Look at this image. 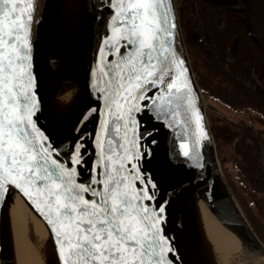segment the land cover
<instances>
[{"label": "snow or ice", "instance_id": "snow-or-ice-1", "mask_svg": "<svg viewBox=\"0 0 264 264\" xmlns=\"http://www.w3.org/2000/svg\"><path fill=\"white\" fill-rule=\"evenodd\" d=\"M56 4L70 22L108 18L105 23L113 35L98 46L103 60L97 64L108 86L103 80L92 83L96 105L80 114L71 129L73 136L55 143L37 126L43 104L31 33L33 25L42 22L40 0H0V203L13 190L28 198L35 194L30 202L35 207L39 200L47 209L41 215L56 236L61 264H176L175 237L165 231L175 190H162L145 167L153 158L159 129L141 119L148 114L172 127L169 116H180L176 109L181 101L187 102L183 92L192 91L188 80L179 82L187 69L174 48L178 26L170 0H56ZM47 7L48 0H43ZM108 55L120 59L109 61ZM101 100L105 118L90 142L86 125L92 116L102 115ZM191 115L203 132L199 111ZM121 122L124 142L119 147L125 156L118 162L123 175L116 178L109 153L116 150L119 137H107L112 147L105 146V137L112 124L119 133ZM171 155L182 156L184 163L174 165L169 159L170 165L198 178L203 164L189 144L181 143L180 152Z\"/></svg>", "mask_w": 264, "mask_h": 264}, {"label": "water", "instance_id": "water-1", "mask_svg": "<svg viewBox=\"0 0 264 264\" xmlns=\"http://www.w3.org/2000/svg\"><path fill=\"white\" fill-rule=\"evenodd\" d=\"M203 1L213 6L234 11L246 8V0ZM170 3L178 26L175 33L174 48L176 55L185 61L184 67L187 69L186 74L180 77L179 82L182 84L185 80H188L192 91L189 93L184 90L183 92L187 102L181 101V107L176 109L180 112V116L174 118L169 116V123L173 125L172 127H166L162 123L156 122L148 114H142L141 119L149 128L159 129L156 135L158 144L153 149V158L150 162L145 163V167L152 172L162 190L169 192L175 190V196L168 208V223L165 226V231L169 236L175 237V247L179 253V256L176 257V264H215L217 259L216 255L213 254L209 239L201 231L198 216H196V202L198 199L204 202L216 220L237 237L243 246L254 255L264 258V243L248 220L222 170L206 114L208 109L215 111L217 109L206 101L201 92L185 47L175 0H170ZM39 11L43 13L42 22L34 24L31 33L34 69L39 78L38 91L43 104V111L38 115L37 126L45 130L53 137L55 143L59 144L61 141L66 142L68 138L74 135L71 129L80 114L86 108L96 105L95 90L91 88L92 83L103 80V86L106 88L108 86V80L104 77L103 71L97 69V64L103 60V57L99 54L98 46H102L105 37L113 35V33L105 23L108 19L106 16L96 21H87L83 17L80 18L76 32L71 39V43L75 48V56L68 83L66 87H63L64 89L53 88L54 85L48 77L46 67L49 66L53 58H56V42L61 39L59 34L62 33L64 24L58 17L59 9L56 0H48L47 9L43 8V0H40ZM37 19H40V17L37 16ZM252 40L259 47H263L254 36ZM169 56L171 57V53H169ZM107 58L109 61L120 59L119 56L113 55H108ZM169 63H171V59ZM101 67H103L102 64ZM176 71L179 72L180 69ZM92 72H95L96 75L93 76ZM100 110L102 115L99 117L92 116L86 125L90 142H92V134L101 131L100 122L105 118L103 115L105 111L103 100L100 103ZM194 110H198L202 117L203 132L197 129L195 117L191 115ZM176 120H179L180 123L177 124ZM259 122L264 124L262 119H259ZM114 128L115 124L110 125L108 134L105 137V146L112 147L106 143L108 136L113 139L119 137L115 145L116 150L109 153L113 157L110 161L114 170L113 175L119 178L120 175H123V172L119 170L118 162L125 156L124 149L119 147L124 142L122 122L119 133L112 130ZM185 128H187V131H185ZM205 133L207 135L206 139H204ZM181 143L189 144L191 150L199 153L200 163L203 164V167L197 170L196 175L198 178L196 179H193L194 174L192 172L183 167L172 166L168 162L169 159H172L174 165L184 163L182 156L172 157L171 155L180 152ZM61 151H64V147L61 148ZM61 159L67 163L64 157H61ZM237 175L244 188H246L245 191L251 192L248 183L240 172ZM126 183H128L131 195L130 178ZM12 193L17 194L24 201L26 206L42 221L47 229L48 243L45 251V264H61L56 236L47 224L45 216L41 215V210L47 212V209L43 207L39 200L36 206H33L30 199H36L35 194L32 198H28L23 197L17 190H13ZM9 196L6 197L3 203H0V264H14V249L7 216Z\"/></svg>", "mask_w": 264, "mask_h": 264}, {"label": "trees", "instance_id": "trees-1", "mask_svg": "<svg viewBox=\"0 0 264 264\" xmlns=\"http://www.w3.org/2000/svg\"><path fill=\"white\" fill-rule=\"evenodd\" d=\"M175 3L197 82L217 109L206 114L222 170L264 243V124L259 122L264 120V0H249L241 31L237 26L219 29L215 23L221 19L213 22L212 12L201 18L191 2ZM251 35L263 48L253 44Z\"/></svg>", "mask_w": 264, "mask_h": 264}, {"label": "bare ground", "instance_id": "bare-ground-1", "mask_svg": "<svg viewBox=\"0 0 264 264\" xmlns=\"http://www.w3.org/2000/svg\"><path fill=\"white\" fill-rule=\"evenodd\" d=\"M59 19L64 24L56 42V58L46 67L47 74L54 85L53 88L66 87L75 48L71 43L78 22L67 21L60 13ZM196 213L201 231L211 243L212 251L217 259L215 264H264L260 258L243 246L208 210L200 199L196 202ZM8 228L14 249V264H45L48 243V232L42 221L26 206L15 193L8 197ZM182 219V218H181Z\"/></svg>", "mask_w": 264, "mask_h": 264}, {"label": "flooded vegetation", "instance_id": "flooded-vegetation-1", "mask_svg": "<svg viewBox=\"0 0 264 264\" xmlns=\"http://www.w3.org/2000/svg\"><path fill=\"white\" fill-rule=\"evenodd\" d=\"M183 1H186L189 3L191 2L196 7V9L200 12L201 18H205L206 14L209 15V13L212 12L213 22L221 19L220 23H215V24H218L219 29L232 30L230 28L237 26L238 28H240V31H241L244 26L246 27V24L244 23V17L249 12V8H250L249 0H246V8L239 10V11H234V10H230V9H226V8H222L218 6H213V5L206 3L203 0H183ZM253 36L256 38V40L260 44H262L255 35L250 36L251 40ZM200 41L203 42L202 39H200ZM252 42L257 47H259L256 43H254L253 40ZM259 48H263V47H259Z\"/></svg>", "mask_w": 264, "mask_h": 264}, {"label": "rangeland", "instance_id": "rangeland-1", "mask_svg": "<svg viewBox=\"0 0 264 264\" xmlns=\"http://www.w3.org/2000/svg\"><path fill=\"white\" fill-rule=\"evenodd\" d=\"M220 160V159H219Z\"/></svg>", "mask_w": 264, "mask_h": 264}]
</instances>
